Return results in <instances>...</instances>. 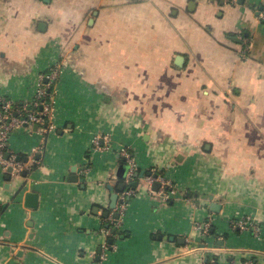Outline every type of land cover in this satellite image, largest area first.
Returning a JSON list of instances; mask_svg holds the SVG:
<instances>
[{"label": "crops", "instance_id": "0c3cea01", "mask_svg": "<svg viewBox=\"0 0 264 264\" xmlns=\"http://www.w3.org/2000/svg\"><path fill=\"white\" fill-rule=\"evenodd\" d=\"M262 10L264 0H0V99L30 100L39 74L59 69L54 129L8 137L26 170L0 172V264H264ZM121 147L139 167L115 224ZM246 216L258 234L235 226Z\"/></svg>", "mask_w": 264, "mask_h": 264}, {"label": "built area", "instance_id": "2783aa9c", "mask_svg": "<svg viewBox=\"0 0 264 264\" xmlns=\"http://www.w3.org/2000/svg\"><path fill=\"white\" fill-rule=\"evenodd\" d=\"M259 17L261 19H264V10L259 12ZM58 77V66L51 65L44 72L39 74L38 84L30 100L22 101L19 102L20 105H15L16 101H12L7 98L0 99V172H6L7 168L11 167L10 173L12 175H20L26 170L24 164L20 160H18L15 155L11 154L8 151L7 141L9 134L13 129L22 126L34 125H36V128L40 129L43 133L47 132L48 130L54 129L52 115L55 109V85L58 81ZM102 137L105 139L104 136ZM99 141L100 137H94V144H98ZM120 152L122 158L128 165V174L124 180L125 184L128 185L133 175L137 172L139 166L136 160V156L132 150L128 149L127 147H121ZM147 181L150 188L155 182H160L161 185L158 189H160L159 192L164 198L170 197L167 196V187H171V194L173 192L171 182L166 180L159 174L155 175L154 173L150 172L147 176ZM151 189L153 190V188ZM133 192L134 189L130 186L126 187L121 192L119 198L122 199V202H119L116 209L113 210V213L114 211H117L119 213V217L117 220H115L113 213H111L109 221H112V223L115 224L120 221V216L125 210L126 201L130 198ZM234 224L240 229L251 228L255 234H258L260 231L258 224L253 222L249 216L235 221ZM196 227L204 232V234H206L208 229L210 228V222L204 221L203 223H198Z\"/></svg>", "mask_w": 264, "mask_h": 264}, {"label": "water", "instance_id": "95a60500", "mask_svg": "<svg viewBox=\"0 0 264 264\" xmlns=\"http://www.w3.org/2000/svg\"><path fill=\"white\" fill-rule=\"evenodd\" d=\"M34 127L36 128V125H34ZM7 154H6V156H7ZM181 157H182V155H179L178 159H180ZM17 159L19 160V157ZM126 168H127L126 165L122 166V169H123L124 172H125ZM7 171H8V174L6 175V179H9L10 178L9 172H11V167H8ZM139 174L142 176L143 172L141 171ZM135 175H137V173H135ZM155 175H157V174L155 173ZM76 178H77L76 176L73 177V179H76ZM136 184H137V181L129 182L128 185H126L125 183H121V185L117 188V190L122 192L126 187L134 186ZM160 185H161L160 182H155L153 184V186H152L153 190H158ZM108 187L111 190V194L109 196V205H108V207L111 210H115L116 207H117V204L119 202H122V199L119 198L118 191H113V187L110 186V185H108ZM25 199H26V202H27L26 203L27 206H29V207H37V202H38V194L37 193L29 191V192H27L25 194ZM214 204L215 203H211V207L214 208V209H218V208H216V204L215 205ZM108 213H109V211L106 210L104 212V215L106 216V215H108ZM113 216H114V219L117 220L118 217H119V213L117 211H114ZM112 230L115 231V228L113 227ZM159 237H160V235H159ZM163 237L164 238H168L170 240H173L175 238L173 235H164ZM177 240L178 241H182V240L184 241V239L182 237H177ZM96 259H99V255L96 257ZM207 261H208V257H204V262H207Z\"/></svg>", "mask_w": 264, "mask_h": 264}, {"label": "trees", "instance_id": "16d2710c", "mask_svg": "<svg viewBox=\"0 0 264 264\" xmlns=\"http://www.w3.org/2000/svg\"><path fill=\"white\" fill-rule=\"evenodd\" d=\"M15 105H20V103L19 102H15ZM156 174H158V173H156ZM166 190L167 191H170L171 190V187H167Z\"/></svg>", "mask_w": 264, "mask_h": 264}]
</instances>
